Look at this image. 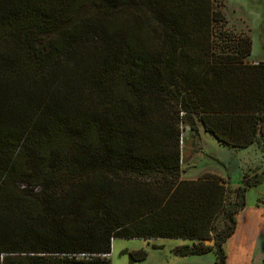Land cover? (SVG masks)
Instances as JSON below:
<instances>
[{
    "label": "trees",
    "instance_id": "16d2710c",
    "mask_svg": "<svg viewBox=\"0 0 264 264\" xmlns=\"http://www.w3.org/2000/svg\"><path fill=\"white\" fill-rule=\"evenodd\" d=\"M225 22L214 0H0V264H111L116 239L227 264L264 169L183 179L179 146L182 121L264 148V60L216 46Z\"/></svg>",
    "mask_w": 264,
    "mask_h": 264
},
{
    "label": "rangeland",
    "instance_id": "374dc122",
    "mask_svg": "<svg viewBox=\"0 0 264 264\" xmlns=\"http://www.w3.org/2000/svg\"><path fill=\"white\" fill-rule=\"evenodd\" d=\"M215 8L226 15L223 25L215 26L216 46L230 36L244 33L253 41L250 62L264 60V0H214ZM176 115L175 105L169 108ZM185 115V114H181ZM181 120V116H180ZM195 132L180 122L181 170L183 179H198L205 173L225 179L231 188L244 184L246 178L264 169V148L254 144L233 149L218 142L204 131ZM235 234L225 244L227 264H262L264 259V183L246 194V207L237 216ZM191 245L178 239H116L112 244L111 264H130L129 253L144 249L147 258L134 264H215L214 252L201 256L181 257L174 249ZM211 244V242H209Z\"/></svg>",
    "mask_w": 264,
    "mask_h": 264
},
{
    "label": "crops",
    "instance_id": "0c3cea01",
    "mask_svg": "<svg viewBox=\"0 0 264 264\" xmlns=\"http://www.w3.org/2000/svg\"><path fill=\"white\" fill-rule=\"evenodd\" d=\"M254 62H258V61H253V62H251V63H254Z\"/></svg>",
    "mask_w": 264,
    "mask_h": 264
}]
</instances>
